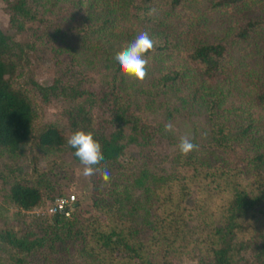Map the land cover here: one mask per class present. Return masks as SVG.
I'll return each mask as SVG.
<instances>
[{
  "label": "trees",
  "instance_id": "trees-1",
  "mask_svg": "<svg viewBox=\"0 0 264 264\" xmlns=\"http://www.w3.org/2000/svg\"><path fill=\"white\" fill-rule=\"evenodd\" d=\"M0 2L13 33L0 29V156H22L29 145L45 155L68 151L78 161L66 143L77 129L90 132L104 155L93 196L101 217L53 214L37 218L35 227L21 234L3 228L0 264H27L38 255L67 257L68 251L73 260L47 264H177L183 257L194 264H264V0ZM52 16L61 17L47 32L53 48L101 50L113 78H120L109 88L107 133L93 129L92 92L79 90L78 82L62 84L59 77L48 86L32 79L28 84L42 100L53 95L84 100L66 111L67 131L54 122L34 128V101L17 84L30 46L13 35L24 30L23 21ZM140 32L156 43L146 54L144 105L165 122L176 113L201 119L192 122L188 137L198 147L182 156L180 139L173 140L164 168L140 150L126 166L119 161L127 145L150 139L129 107L130 98H139L140 81L124 79L113 59ZM132 86L135 94L123 98L121 89ZM236 97L243 106L228 104ZM103 168L108 183L101 178ZM0 173L4 180L11 176L7 198L23 211L40 207L57 185L52 174L35 168L31 175L20 168ZM142 230L148 231L144 238Z\"/></svg>",
  "mask_w": 264,
  "mask_h": 264
},
{
  "label": "rangeland",
  "instance_id": "rangeland-1",
  "mask_svg": "<svg viewBox=\"0 0 264 264\" xmlns=\"http://www.w3.org/2000/svg\"><path fill=\"white\" fill-rule=\"evenodd\" d=\"M65 15L63 13V16ZM50 18L51 20L45 19L42 22L36 20L23 21L24 30L15 36L13 35L14 40L27 43L30 46L28 50V63L20 70L17 84L28 89L34 101V128L37 129L46 123L54 122L61 126L64 131H67L66 111L74 109L76 104L84 100L85 96L73 99L66 95H53L46 100H42L33 92L28 84V79H32L40 86H48L52 84L54 79L59 77L62 80V84L64 81L65 85L75 86L78 82L79 90L92 92L94 101L90 106V113L93 118V129L100 132L102 128H105L104 131L107 133L111 129L108 124L109 101L111 100L108 98L109 88L113 86V82L115 85L120 84V78H116V80L114 79L115 77L113 78L109 61H103V53L101 50L94 53L90 52V54L83 51L84 53L81 54V51L77 53V50L71 53L65 49L61 51L53 48L47 32L53 31L54 25L57 24V21L61 17L52 16ZM60 25L61 29L65 30L68 26L66 19L61 20ZM0 29L5 33L13 34L9 25V17L2 10L1 2ZM125 77L124 79H126ZM148 82V78L140 82L139 88L137 87V90L139 89V98L134 100V102L130 98L129 107L139 118V122L146 127L150 135L149 143L142 146L134 144L127 145L123 155L119 159L123 166H126L135 157H139L142 151L151 164L157 165L159 168H164L167 166L169 156L174 151V146L172 145L173 140L180 139L181 137L188 138L191 134L192 122L197 124L201 121L198 115H193L192 119H188L180 113H176L172 121L165 122L160 112L154 111L152 108H147L144 105ZM132 87V89L129 87L121 89L123 98L132 97V93L135 94L136 86ZM242 102V99L236 97L229 99L228 104L237 108L238 106H243L241 104ZM250 111H252L251 108ZM168 123L173 125L172 131L170 132H166L164 129V125ZM169 136L172 138L168 139ZM13 168H20L29 175L32 174L31 172L34 168L36 172L52 174L57 180V185L54 192L50 194V198L57 194L74 195V204L68 211V216L74 213L75 215L83 217H101L93 205V196L97 194L94 187L98 184L96 180L100 176L96 171L91 178L83 177L81 175L82 168L79 161L73 159L68 151H58L45 155L38 153L33 147L27 145L25 147V154L22 156L13 158L6 157L5 155L0 156V172ZM10 179L11 176L5 180L4 178L2 179L0 173V230L9 227L17 234H21L27 229H33L37 218H48V215L45 213L43 215H36V211L39 210L38 212H42L50 198L45 200L40 207H34L28 211L19 210L10 203L6 195L9 183L11 182L9 181ZM106 187L108 189V185L102 188L98 187L100 189L98 192L101 193V191L107 190ZM147 234V230H142L139 233V237L144 238ZM68 252L67 257L46 255L44 259L40 255L34 256L28 258L27 264H47L48 261H51V263H59L64 258L71 261L74 259V256L71 255L70 251ZM177 264H194V262L183 257Z\"/></svg>",
  "mask_w": 264,
  "mask_h": 264
},
{
  "label": "clouds",
  "instance_id": "clouds-1",
  "mask_svg": "<svg viewBox=\"0 0 264 264\" xmlns=\"http://www.w3.org/2000/svg\"><path fill=\"white\" fill-rule=\"evenodd\" d=\"M151 15V10L149 12ZM156 47L155 41L147 32H140L123 50L114 54V62L120 73L133 80L143 82L147 76V65L149 63L146 54L152 52ZM171 123L165 124L166 132L172 131ZM66 143L74 149V156L78 158L81 165V175L91 178L100 168L104 155L100 143L93 138L90 132L81 129L73 131L67 138ZM198 146L190 139L181 137L178 149L182 156H187ZM101 178L105 183L110 180V174L106 168L100 169Z\"/></svg>",
  "mask_w": 264,
  "mask_h": 264
},
{
  "label": "built area",
  "instance_id": "built-area-1",
  "mask_svg": "<svg viewBox=\"0 0 264 264\" xmlns=\"http://www.w3.org/2000/svg\"><path fill=\"white\" fill-rule=\"evenodd\" d=\"M73 204V194L55 195L49 201H47L42 212H38L39 210L36 211V215H43L45 213L48 216L53 214H63L66 216Z\"/></svg>",
  "mask_w": 264,
  "mask_h": 264
}]
</instances>
